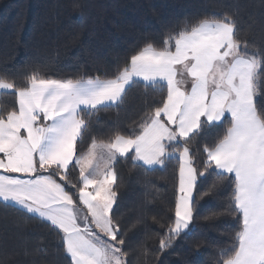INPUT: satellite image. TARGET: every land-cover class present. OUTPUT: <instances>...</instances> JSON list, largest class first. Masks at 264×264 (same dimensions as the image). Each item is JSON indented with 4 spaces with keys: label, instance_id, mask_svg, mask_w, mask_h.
I'll return each mask as SVG.
<instances>
[{
    "label": "snow or ice",
    "instance_id": "6c2138e0",
    "mask_svg": "<svg viewBox=\"0 0 264 264\" xmlns=\"http://www.w3.org/2000/svg\"><path fill=\"white\" fill-rule=\"evenodd\" d=\"M237 17L205 16L162 47L145 43L111 77L54 79L33 70L17 84L0 75V97H15L10 109L0 107V205L46 222L58 233L67 264H128L125 236L112 214L114 163L131 155L154 171L175 159L174 216L159 250L171 248L189 228L197 178L211 169L232 182L227 211L238 225L216 264H264V49L240 37ZM139 83L164 95L138 130L92 137L78 154L87 117L120 106ZM225 120L222 137L204 144L198 170L191 142L205 125Z\"/></svg>",
    "mask_w": 264,
    "mask_h": 264
},
{
    "label": "trees",
    "instance_id": "16d2710c",
    "mask_svg": "<svg viewBox=\"0 0 264 264\" xmlns=\"http://www.w3.org/2000/svg\"><path fill=\"white\" fill-rule=\"evenodd\" d=\"M226 12H238L240 37L264 49V0H0V75L17 84L33 70L54 79L111 77L145 43L162 47L186 24ZM163 95L139 83L120 106L87 117L78 154L87 150L92 137L138 130L144 114ZM14 105V96L0 97V107ZM228 126L227 120L205 125L191 142L198 170L203 168L204 144H214ZM114 170L112 214L125 236L128 264H216L219 250L232 243L238 225L227 211L232 192L227 177L219 179L211 169L198 176L192 222L161 252L159 240L174 216L178 161L166 160L146 171L130 155L117 157ZM78 176L75 169L70 179ZM68 190L76 199V190ZM59 243L58 233L46 222L0 205V264H67Z\"/></svg>",
    "mask_w": 264,
    "mask_h": 264
},
{
    "label": "crops",
    "instance_id": "0c3cea01",
    "mask_svg": "<svg viewBox=\"0 0 264 264\" xmlns=\"http://www.w3.org/2000/svg\"><path fill=\"white\" fill-rule=\"evenodd\" d=\"M82 208H83V206H82Z\"/></svg>",
    "mask_w": 264,
    "mask_h": 264
},
{
    "label": "rangeland",
    "instance_id": "374dc122",
    "mask_svg": "<svg viewBox=\"0 0 264 264\" xmlns=\"http://www.w3.org/2000/svg\"><path fill=\"white\" fill-rule=\"evenodd\" d=\"M186 230H187V229H186ZM186 230H185V231H186Z\"/></svg>",
    "mask_w": 264,
    "mask_h": 264
}]
</instances>
